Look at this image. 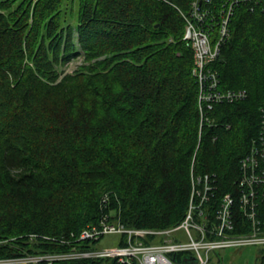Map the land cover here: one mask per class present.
Masks as SVG:
<instances>
[{"label":"trees","instance_id":"16d2710c","mask_svg":"<svg viewBox=\"0 0 264 264\" xmlns=\"http://www.w3.org/2000/svg\"><path fill=\"white\" fill-rule=\"evenodd\" d=\"M194 1L0 0V257L93 249L80 233L106 213L177 226L206 174L250 229L239 184L263 131L264 0H234L209 64L218 90L244 96L202 104L184 39ZM198 1L207 13L193 21L218 40L233 0ZM100 263L124 264L62 262Z\"/></svg>","mask_w":264,"mask_h":264},{"label":"built area","instance_id":"2783aa9c","mask_svg":"<svg viewBox=\"0 0 264 264\" xmlns=\"http://www.w3.org/2000/svg\"><path fill=\"white\" fill-rule=\"evenodd\" d=\"M233 4L234 0L222 14L219 39L215 41L208 30L200 28L193 21V18L203 20L207 13L201 11L198 0L194 1L191 15L187 16L184 39L194 52V74L200 85V104L244 96L242 90H218L217 72L209 68V64L220 53L222 41L229 35ZM262 130L259 143L242 159L238 210L249 221V230L244 222L237 223L235 219L237 207L234 196L225 195L217 202L210 201L215 187L206 174L193 179L186 216L177 226L160 229L131 228L106 213L98 223L84 228L79 240L99 241L105 234L119 233L122 236L116 248L87 249L75 246L60 252H26L0 257V264H62L64 261L86 257L96 260L115 258L124 264H212L213 253L220 249L263 246L264 207L261 205L264 203V116Z\"/></svg>","mask_w":264,"mask_h":264},{"label":"rangeland","instance_id":"374dc122","mask_svg":"<svg viewBox=\"0 0 264 264\" xmlns=\"http://www.w3.org/2000/svg\"><path fill=\"white\" fill-rule=\"evenodd\" d=\"M80 57L72 60L65 68L73 71L79 64ZM121 234H105L93 246L95 248H116L121 240ZM258 245H246L243 247L223 248L213 253L212 264H259Z\"/></svg>","mask_w":264,"mask_h":264},{"label":"bare ground","instance_id":"6f19581e","mask_svg":"<svg viewBox=\"0 0 264 264\" xmlns=\"http://www.w3.org/2000/svg\"><path fill=\"white\" fill-rule=\"evenodd\" d=\"M255 145H256V144L253 145L252 149L254 148ZM251 151H252V150H251ZM251 151H250V152H251ZM250 152H249V153H250ZM215 198H216V197H215V192H214V195L211 196V200H210V201H211V202H217L219 199H221V198H217V200L215 201ZM189 203H190V200H189ZM188 207H189V205H188Z\"/></svg>","mask_w":264,"mask_h":264}]
</instances>
